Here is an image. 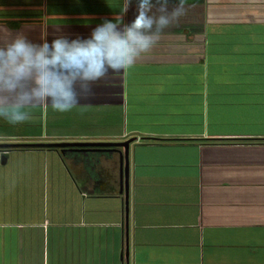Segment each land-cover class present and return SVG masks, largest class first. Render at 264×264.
<instances>
[{"label": "crops", "instance_id": "0c3cea01", "mask_svg": "<svg viewBox=\"0 0 264 264\" xmlns=\"http://www.w3.org/2000/svg\"><path fill=\"white\" fill-rule=\"evenodd\" d=\"M171 3L180 24L72 112L0 119V144L134 139L127 234L116 153L0 150V264H126V241L128 264H264V0ZM125 6L0 0V45L87 36ZM44 180L46 208L19 194Z\"/></svg>", "mask_w": 264, "mask_h": 264}, {"label": "clouds", "instance_id": "9594fccd", "mask_svg": "<svg viewBox=\"0 0 264 264\" xmlns=\"http://www.w3.org/2000/svg\"><path fill=\"white\" fill-rule=\"evenodd\" d=\"M129 11V22L106 20L87 36L35 43L17 34L0 45V119L17 126L40 109L72 112L98 82L133 68L185 15L170 0H126L122 12Z\"/></svg>", "mask_w": 264, "mask_h": 264}, {"label": "water", "instance_id": "95a60500", "mask_svg": "<svg viewBox=\"0 0 264 264\" xmlns=\"http://www.w3.org/2000/svg\"><path fill=\"white\" fill-rule=\"evenodd\" d=\"M134 139H129L120 143H38V144H0V150L18 149V148H40V149H55L61 155L67 152L87 153V152H114L118 155L119 162V194L124 197L126 234L128 221V206H129V146ZM1 163H5V156L1 158ZM124 259L128 264L129 250L126 241Z\"/></svg>", "mask_w": 264, "mask_h": 264}, {"label": "rangeland", "instance_id": "374dc122", "mask_svg": "<svg viewBox=\"0 0 264 264\" xmlns=\"http://www.w3.org/2000/svg\"><path fill=\"white\" fill-rule=\"evenodd\" d=\"M50 114V113H49ZM51 123V117L50 115L48 116V122L47 125L49 126ZM20 163H29V161H25L23 158H21V160H19ZM23 166V165H22ZM14 172V171H13ZM13 177H15V173H13ZM16 188L13 187V190H15ZM58 192L60 194V196H64L67 191L65 190V186L64 184L60 185L58 188ZM16 191H14L15 193ZM52 192V185L51 182H47V181H43L42 183L38 184V185H34V186H27L26 190L21 189V192L19 191V194H23V193H27V196H33V201L34 203L37 205L38 207V199H39V195L45 196L44 197V205L46 208V199H47V195H49ZM17 192V195H19ZM50 203V202H49Z\"/></svg>", "mask_w": 264, "mask_h": 264}, {"label": "trees", "instance_id": "16d2710c", "mask_svg": "<svg viewBox=\"0 0 264 264\" xmlns=\"http://www.w3.org/2000/svg\"><path fill=\"white\" fill-rule=\"evenodd\" d=\"M10 151V149H7V150H1V152H8Z\"/></svg>", "mask_w": 264, "mask_h": 264}, {"label": "built area", "instance_id": "2783aa9c", "mask_svg": "<svg viewBox=\"0 0 264 264\" xmlns=\"http://www.w3.org/2000/svg\"><path fill=\"white\" fill-rule=\"evenodd\" d=\"M6 153V152H5Z\"/></svg>", "mask_w": 264, "mask_h": 264}]
</instances>
